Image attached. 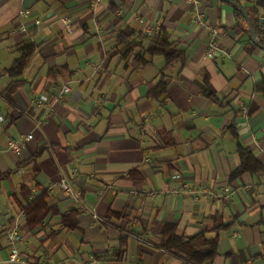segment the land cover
<instances>
[{
    "label": "crops",
    "instance_id": "crops-1",
    "mask_svg": "<svg viewBox=\"0 0 264 264\" xmlns=\"http://www.w3.org/2000/svg\"><path fill=\"white\" fill-rule=\"evenodd\" d=\"M198 2L0 0V179L11 172L0 181V264H185L152 224L212 238L217 218L231 226L209 264H264V174L230 178L239 146L264 166V97L254 90L264 49L247 51L250 32L230 3ZM197 11L219 31L217 58L207 56L210 32L192 25ZM127 28L135 38L117 41ZM161 29L184 55L172 66L145 54ZM27 44L36 46L27 68L9 76ZM22 135L34 138L10 151ZM40 149L36 164L20 165ZM74 168L78 197L51 188ZM45 191L55 211L29 229L19 214ZM73 208L79 229H65L59 213ZM16 220L24 263L10 260Z\"/></svg>",
    "mask_w": 264,
    "mask_h": 264
},
{
    "label": "trees",
    "instance_id": "trees-1",
    "mask_svg": "<svg viewBox=\"0 0 264 264\" xmlns=\"http://www.w3.org/2000/svg\"><path fill=\"white\" fill-rule=\"evenodd\" d=\"M241 6L246 10L250 16L259 43L264 46V28L260 26V20L264 17V0H238ZM237 16L242 23H244L246 29L249 31L246 20L243 15L237 10ZM136 34L130 29L121 30L117 35V41L121 43H128ZM139 45L133 46V48L138 47ZM258 46L253 43L251 40L247 51L252 53ZM36 46L34 44H27L20 49L21 57L13 64V66L7 71V74L11 77H19L23 74L27 68L30 58L35 52ZM127 54V53H126ZM145 54L156 57L161 56L165 59L166 66H172L177 62L181 61L184 57L183 53L176 50L171 43L170 34L165 30L161 29L159 36L152 41V44L145 51ZM135 62L141 66L147 64V61L144 57H136ZM54 73L51 72L50 77ZM256 94H262L264 97V79L263 81L255 87ZM163 92L159 90L156 97ZM159 93V94H158ZM210 95V94H209ZM213 101L217 99L213 96H209ZM237 137V135H235ZM44 149H40L35 153L29 160L22 162L20 165L25 164H36L38 158L42 155ZM238 152L240 155V165L238 168L233 171L230 175L231 179H235L241 176L244 173H251L253 175L261 176L264 174V166L253 154V152L242 146L238 147ZM11 172H7L3 175L0 181L4 178L9 177ZM48 193L45 191L42 195L36 197L33 201L29 202L24 206L26 212V225L29 229H34L38 225L42 224L51 211H55V208L52 205H49L47 202ZM116 212H110L109 215H116ZM61 216L62 225L65 229L76 230L79 229V211L75 208L67 210L64 213H59ZM119 215V213H118ZM230 224H225L222 219L217 218L215 225L209 229L214 231L217 234L209 238L207 237V231H202L196 235L185 237L179 233V228L176 223H163V222H154L150 228V231L157 233L162 236V242L160 247L181 259L184 260L185 264H209L211 263L218 255V244H219V233L222 230L230 228ZM125 253V250L119 249L116 252L117 256L122 257Z\"/></svg>",
    "mask_w": 264,
    "mask_h": 264
},
{
    "label": "built area",
    "instance_id": "built-area-1",
    "mask_svg": "<svg viewBox=\"0 0 264 264\" xmlns=\"http://www.w3.org/2000/svg\"><path fill=\"white\" fill-rule=\"evenodd\" d=\"M195 5H198V0H190ZM22 15H25V12L21 13ZM39 24V22H37ZM192 25L197 26L199 28L208 30L210 32V41L207 46V56L214 59L217 58L219 54H224L219 46V31L217 28L212 27L209 25L205 15L201 13L200 11L196 12L195 17L192 20ZM70 91L69 87L64 88L62 91V94H66ZM60 95L59 97L62 98L63 95ZM42 104V101L39 102V105ZM33 135H22L18 139L13 140L9 145V150L13 152H19L20 149L29 141L33 140ZM78 174V169H73L72 176L67 175H61L56 182H54L51 185V188L58 186L61 188V190L68 196L71 197H78L79 193L75 190L72 177ZM186 189V192L191 195L198 197L202 193H206V189L198 190L193 187L184 186ZM19 217L26 218V212L25 210H22L19 214ZM7 237L10 244V260L11 261H17L24 263V259L22 258L20 254V244L22 243L21 238V227L18 220L15 221V223L10 226L7 229Z\"/></svg>",
    "mask_w": 264,
    "mask_h": 264
},
{
    "label": "water",
    "instance_id": "water-1",
    "mask_svg": "<svg viewBox=\"0 0 264 264\" xmlns=\"http://www.w3.org/2000/svg\"><path fill=\"white\" fill-rule=\"evenodd\" d=\"M223 1L230 3L232 6H234L236 8V10H238L243 15L244 19L247 22L253 43L256 44L259 48L264 49V46L259 43V39L257 37V33L255 31V28H254V25H253V22H252L250 16L246 12V10L241 6L239 1L238 0H223ZM260 26H261V28H264V17L261 18V20H260Z\"/></svg>",
    "mask_w": 264,
    "mask_h": 264
}]
</instances>
